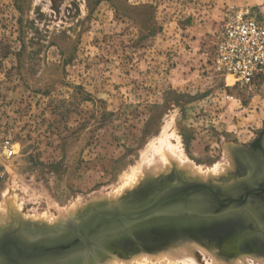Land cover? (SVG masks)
<instances>
[{
  "label": "rangeland",
  "instance_id": "obj_1",
  "mask_svg": "<svg viewBox=\"0 0 264 264\" xmlns=\"http://www.w3.org/2000/svg\"><path fill=\"white\" fill-rule=\"evenodd\" d=\"M243 7L264 17V0H0V230L55 236L155 179H247L239 161L264 131V80L240 86L213 69L227 14ZM164 137L201 172L164 169ZM213 229L117 243L87 264H191L185 241L227 257L264 247L256 229L237 240ZM174 244L179 257L160 260ZM196 249L198 264L211 261Z\"/></svg>",
  "mask_w": 264,
  "mask_h": 264
},
{
  "label": "water",
  "instance_id": "obj_2",
  "mask_svg": "<svg viewBox=\"0 0 264 264\" xmlns=\"http://www.w3.org/2000/svg\"><path fill=\"white\" fill-rule=\"evenodd\" d=\"M176 181L172 176L155 179L141 197L112 208H93L85 217L62 224L55 236L31 240L36 237L25 238L19 229H2L0 264H87L91 255L96 257L117 243L124 246L128 240L146 237L171 243L209 226L214 228L212 235L224 231L227 238L233 235L235 240L253 227L264 235V214L251 210L247 198L235 201L220 196L223 187L213 182L179 177ZM239 213L247 218H235Z\"/></svg>",
  "mask_w": 264,
  "mask_h": 264
},
{
  "label": "built area",
  "instance_id": "obj_3",
  "mask_svg": "<svg viewBox=\"0 0 264 264\" xmlns=\"http://www.w3.org/2000/svg\"><path fill=\"white\" fill-rule=\"evenodd\" d=\"M213 69L240 86L264 80V17L258 10L228 12L217 37Z\"/></svg>",
  "mask_w": 264,
  "mask_h": 264
},
{
  "label": "bare ground",
  "instance_id": "obj_4",
  "mask_svg": "<svg viewBox=\"0 0 264 264\" xmlns=\"http://www.w3.org/2000/svg\"><path fill=\"white\" fill-rule=\"evenodd\" d=\"M173 124V123H172ZM164 134V133H163ZM167 134V133H166ZM165 135V134H164ZM171 135V134H170ZM170 135H167L168 137L170 136ZM166 136V135H165ZM168 137H164L160 142H159V146H156L154 149L157 151V154H158V157H156V161H158L157 159H159V163H161V165L164 167V169L165 168H168V166H170V165H176V166H178V168H182V167H184V168H189V170H190V172L193 170L195 173H199V172H201V168L198 166V168L196 169L195 168V166H193L192 165V162L190 163V162H188V161H186L185 160V156L186 155H184V153H183V151H182V149H181V146H180V149L176 146V145H173L169 140H168ZM172 139V138H171ZM158 140V139H157ZM178 139H176V141H177ZM155 144V143H154ZM154 147V146H153ZM154 150V152H156ZM155 154V153H154ZM151 156V155H150ZM157 156V155H156ZM155 158V156L152 158V159H154ZM155 160H153V161H151L150 160V163H148V164H145L146 166H148V165H150V164H155L154 162H155ZM152 164V165H153ZM180 166V167H179ZM150 167H151V165H150ZM158 167H160V166H158ZM217 167V166H216ZM180 168V169H181ZM200 168V169H199ZM224 168V167H223ZM142 169V168H141ZM147 169H148V167H147ZM226 169V168H225ZM157 170V169H156ZM160 171H162V169L160 168L159 169ZM159 170H158V172H159ZM184 170V169H183ZM216 168H214V169H212L211 171H210V173H213V175H215L214 173L216 172ZM163 171H165V170H163ZM187 171V170H186ZM193 171L191 172V173H193ZM141 172V171H140ZM195 173H194V175H195ZM203 173V172H202ZM133 174H134V172H133ZM141 174V173H140ZM143 174V173H142ZM197 175H199V174H197ZM211 175V174H210ZM251 175V174H250ZM137 176H139V175H137V173H135V175H134V180H139L138 178H137ZM212 176V175H211ZM217 177V176H216ZM133 179L131 178V179H129L130 181H128L129 183H127V184H130V183H132V185H133V183L135 182H132L133 181ZM214 181V180H213ZM213 181H211V182H213ZM137 182V181H136ZM138 183V182H137ZM215 184V183H214ZM124 185H125V183H124ZM128 186V185H127ZM215 186H222V185H219V184H215ZM125 187V186H124ZM223 187V191H222V193H220V196H224V197H229V199L231 200V199H235V201H237L238 199H237V195L239 194L238 193V189L235 187V186H222ZM237 189V190H236ZM200 195V194H199ZM17 201V200H16ZM226 201V200H225ZM224 200L222 201V205H226ZM13 202V201H12ZM229 204H230V202H228ZM5 204V203H4ZM12 205V204H11ZM19 206V205H18ZM229 206V205H228ZM228 206H226V208H228ZM7 208V207H6ZM10 209V208H9ZM16 209H17V207H16ZM21 209V208H20ZM11 210H13V209H11ZM15 211V210H14ZM19 211V210H18ZM17 212V211H16ZM6 213V212H5ZM10 214V213H9ZM1 218H2V216H1ZM73 220V219H72ZM2 221V220H1ZM0 221V222H1ZM4 222V221H3ZM19 222V221H18ZM1 224V223H0ZM4 224V223H3ZM257 232H258V234L259 235H261V238H263L264 239V235L261 233V231H258V230H256ZM34 235V234H33ZM185 237H183V239H184ZM187 241H185L184 243H182L183 244V249H186V250H189V252L187 253L186 252V254L185 255H183L182 254V252H183V250L181 251V253H179L180 255L182 254V257L184 258V260H186V259H188L189 260V262L191 263V264H198L197 263V261H196V259L197 258H195V255H194V253L193 252H195V248H198V249H200L201 250V253L203 252L205 255H207L208 253L209 254H211L213 257H211L212 259H211V261L210 260H208V261H205L204 260V262H206L207 264H257V263H259V264H264V247L262 248V249H258L257 250V252H256V255L255 256H252V257H249L247 254H242V253H239V254H237V255H234L233 257L232 256H229V257H227V254H225L224 253V251H216V252H214V251H212L213 249H209L205 244H202L203 245V247H200V246H198V244L196 243V242H189V243H186ZM185 244V245H184ZM172 247H169V245H167L166 247H168V248H174L173 250H169V252L167 251L165 254H167V255H164L165 257H163V258H161L160 260H162V259H167L168 258V256H170V254L172 255V256H174V255H178L177 253L178 252H180V247H179V245H171ZM176 247V248H175ZM9 248H11V245L9 244ZM194 248V249H193ZM198 249H196L197 251H198ZM190 250H191V252H190ZM193 250V251H192ZM200 250L198 251V253H199V255H201L200 254ZM210 251V252H208V251ZM241 249H237V252L238 251H240ZM10 253H11V250H10ZM176 253V254H175ZM248 253V252H247ZM169 254V255H168ZM203 254V255H204ZM250 254V253H249ZM139 256H141V255H139ZM144 256H146V255H144ZM162 256V255H161ZM167 256V257H166ZM192 256H193V258H192ZM148 257V256H147ZM177 257H179V255L177 256ZM202 257V256H201ZM205 257V256H204ZM204 257H202L203 259H205ZM143 258V257H142ZM141 258V260H144L145 262H146V260L145 259H142ZM151 258V257H150ZM153 258H158V257H153ZM169 258H171V257H169ZM183 258H179V259H183ZM207 258H208V256H207ZM134 259H136V257L134 258ZM140 259V257L138 258V260ZM147 259V258H146ZM176 259H178V258H176ZM209 259H210V257H209ZM250 259H251V261H250ZM91 260V259H90ZM89 260V261H90ZM114 260V259H113ZM116 260H119V259H116ZM116 260H114V261H116ZM138 260H136V261H138ZM140 260V262L139 263H141V262H143V261H141ZM148 260V259H147ZM154 260H156V259H154ZM199 260V259H198ZM121 261V260H120ZM150 261H153V259L152 260H150ZM177 261V260H176ZM111 262V261H110ZM110 262H108V263H110ZM113 262V261H112ZM122 262H124V261H122ZM126 262V261H125ZM129 262V261H128ZM131 262H133L132 261V259H131ZM156 262H158L157 260H156ZM155 262V263H156ZM89 263V262H88ZM154 263V262H153ZM172 263H175V262H172ZM177 263H179V262H177ZM186 263V262H185ZM205 263V264H206ZM110 264H113V263H110ZM115 264V263H114ZM131 264V263H130ZM170 264V263H169Z\"/></svg>",
  "mask_w": 264,
  "mask_h": 264
},
{
  "label": "flooded vegetation",
  "instance_id": "obj_5",
  "mask_svg": "<svg viewBox=\"0 0 264 264\" xmlns=\"http://www.w3.org/2000/svg\"><path fill=\"white\" fill-rule=\"evenodd\" d=\"M242 152L243 160L240 159L239 163L243 169V176L248 175V178L240 181L237 185L230 186H235L238 189L237 199L239 201H245L247 198L251 210L264 214V131L252 145ZM239 217L247 218L246 214L235 215V218Z\"/></svg>",
  "mask_w": 264,
  "mask_h": 264
}]
</instances>
